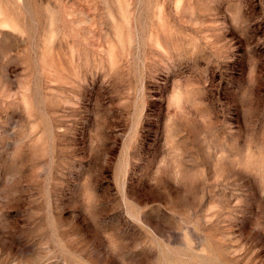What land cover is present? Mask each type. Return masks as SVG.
Wrapping results in <instances>:
<instances>
[{
    "label": "rangeland",
    "instance_id": "obj_1",
    "mask_svg": "<svg viewBox=\"0 0 264 264\" xmlns=\"http://www.w3.org/2000/svg\"><path fill=\"white\" fill-rule=\"evenodd\" d=\"M0 264H264V0H0Z\"/></svg>",
    "mask_w": 264,
    "mask_h": 264
}]
</instances>
